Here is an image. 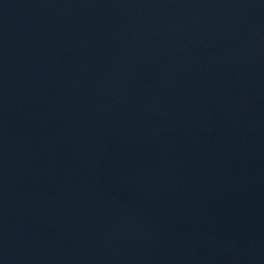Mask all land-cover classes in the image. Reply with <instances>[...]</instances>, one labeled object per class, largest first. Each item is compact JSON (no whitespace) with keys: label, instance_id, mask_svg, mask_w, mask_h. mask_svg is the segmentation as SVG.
Instances as JSON below:
<instances>
[{"label":"water","instance_id":"obj_1","mask_svg":"<svg viewBox=\"0 0 264 264\" xmlns=\"http://www.w3.org/2000/svg\"><path fill=\"white\" fill-rule=\"evenodd\" d=\"M0 264H264V0H0Z\"/></svg>","mask_w":264,"mask_h":264}]
</instances>
